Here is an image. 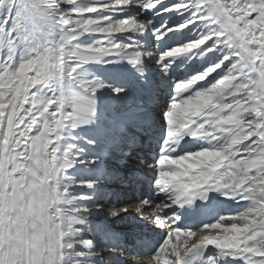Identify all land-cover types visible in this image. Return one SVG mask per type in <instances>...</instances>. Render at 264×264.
<instances>
[{"label":"snow or ice","instance_id":"snow-or-ice-1","mask_svg":"<svg viewBox=\"0 0 264 264\" xmlns=\"http://www.w3.org/2000/svg\"><path fill=\"white\" fill-rule=\"evenodd\" d=\"M138 144L143 179L108 167ZM113 176L151 187L136 264H264V0H0V264H105Z\"/></svg>","mask_w":264,"mask_h":264},{"label":"bare ground","instance_id":"bare-ground-1","mask_svg":"<svg viewBox=\"0 0 264 264\" xmlns=\"http://www.w3.org/2000/svg\"><path fill=\"white\" fill-rule=\"evenodd\" d=\"M85 40L87 41L88 38H85ZM168 45L169 44H167V46ZM198 65H200V63H198L194 68L191 65L190 69H196ZM155 67L156 66L154 64L150 65V68L153 69V70L155 69ZM89 69H90V71H92L94 74H96L98 76H102L103 73H104V69L100 65H90ZM172 75L176 79H178L179 77H183L180 72H178L177 74H174L172 72ZM161 101H162V98H161ZM161 101H160V104L163 105L161 103ZM156 116H158V110L154 113V118ZM136 147H137V150H138L139 158H137V160L134 161V162H137V165L138 164L140 165V163H142L146 159L148 161L151 160V157H149V156L148 157H144V154H151V150L149 148L147 149L149 151H145L144 152L143 149L141 150V146L139 144ZM127 152H130V151H124L122 154L121 153H117V157L115 159H112V160L108 161V167L111 168V169L116 170L118 168L120 162H121V158H122L123 154H125ZM131 159L133 160V158H131ZM129 163H132V162H129ZM123 168H125V171H127V170H135L131 166L123 167ZM148 171H150V169H148ZM111 181H114V176L111 179H109V181L107 183V188H109L108 189L109 191H110V187L109 186H110ZM117 184H120V183L118 182ZM120 186H122V187H120V189H121L120 191L129 192V194L128 195H122L123 197L117 194L118 198L117 197H113L112 199H109L107 201H101V203H103L104 206H105V214L96 215V216L92 217L93 223L95 225H97V226H99V225H107L108 229H110V231L112 233L118 234V236H119L118 243L113 244V241L111 239L106 238L105 234H103L101 232H94L93 234H91V235H89L87 237L89 240L93 241V243L95 245V250H97V251L102 250L105 253V258H106L105 259V264H127V262H129V264H133V262H132V257H134L133 253L137 249L134 247V250H132V249H127L126 250L125 242L127 240L133 238L134 242H135V245H136L137 240L139 238L145 236V235H140L139 231L141 229H144V226L148 223L147 221H144V223H141V221H139L138 224H137L136 220L134 221L133 219L128 218V217L112 218L109 215H107V209L110 206L115 205L116 207H120V206H123L124 204L129 203V202H133L129 206V213H135L136 202H138L140 199L143 198V195H141L139 193L142 192L143 194L146 195V197H148L150 192H151V191L146 189L144 184H143V186H136L135 188H131V187H129L126 184L120 185ZM115 188L116 187H112L111 189H115ZM112 192H114V191H112ZM216 197L217 198L215 199V201H214V203L212 205V208H211L214 212H219L220 214H225V213L232 212V211L235 210L234 206H232L230 203L222 202V198L221 197H219V196H216ZM207 211H208L207 209L203 210V212L205 214H207ZM213 213H212V217L214 219L215 217L213 216ZM133 215L136 216V213L133 214ZM104 217H106V219H104ZM194 217H197V216L196 215L187 216V217H185L182 220V223L186 224V225H188V226H190L192 228H195V227H193L191 225V222H190V220L192 218H194ZM136 218L138 219L139 216H136ZM187 218H191V219L187 221L186 220ZM135 224H137V225L135 226ZM127 226H129L130 228H125ZM125 229L126 230L127 229H131V230L130 231H128V230L124 231ZM155 231L157 233L158 230H155ZM136 233H138V234H136ZM146 236H148L151 239H154V238H152V234L146 235ZM161 238H162V234L158 238H155L154 240L159 242V240ZM109 246H115V247L122 248L123 249V255L120 252L109 253L108 249H107V247H109Z\"/></svg>","mask_w":264,"mask_h":264},{"label":"rangeland","instance_id":"rangeland-1","mask_svg":"<svg viewBox=\"0 0 264 264\" xmlns=\"http://www.w3.org/2000/svg\"><path fill=\"white\" fill-rule=\"evenodd\" d=\"M164 19H168V17H164ZM155 21H156V25L157 26H159V23L161 22V18L160 17H155ZM149 39H151L150 37H149ZM175 41L174 40H172V38H171V35L168 37V38H166L164 41H161L160 42V45H161V47H165L166 48V46H167V44H170V43H174ZM152 43L153 44H155L156 42L155 41H152ZM198 63H200L199 61H188L187 63H184L183 64V66L181 67V68H177L176 67V65H174L173 66V70H172V72L174 73V74H177L178 72H180L181 73V75L183 76V77H179L178 79H183L186 75H191L192 73H194L195 71H197V70H199V69H201V67H202V65H201V63H200V65H198L197 66V68L196 69H190L191 68V65H192V67L194 68ZM176 64L177 65H180L181 64V61L180 60H177V62H176ZM194 64V65H193ZM167 100H168V97L167 96H164V97H162V101H161V103L162 104H165L166 102H167ZM149 147L147 146V144L146 145H144L143 146V151L145 152V151H149V150H147ZM132 152V151H131ZM126 153L125 155L123 154V156H122V164H121V166H119L118 168H121V167H123V166H133V165H130L131 163H129L130 161H133L131 158H133L134 157V152H132V153ZM151 157V154H144V157ZM143 162H145V161H143ZM122 169H124V168H122ZM147 169V168H146ZM148 170V169H147ZM144 173H146V172H142V176H144ZM146 186H147V189L149 190V191H151V187H150V185L146 182ZM109 187H111V186H109ZM109 189V188H108ZM111 191V190H110ZM114 192H116V193H118V195H120V196H122V195H128V192H122V191H117V190H114ZM141 195H143V198L142 199H146L147 197H146V195L145 194H143L142 192L140 193ZM123 197V196H122ZM130 215H131V218L135 221L136 220V222H137V224H138V222L139 221H142L141 219H140V217L137 219L136 218V216L135 215H133V214H135V213H129ZM125 216V215H124ZM124 216H122V217H117V218H124ZM104 219H106V217H104ZM137 224H135V226L137 225ZM149 226H152V225H150L149 224ZM151 229V228H150ZM153 231V230H152ZM137 234V233H136ZM155 235L156 234H152V238H158V237H155ZM134 245H135V242H134V239L133 238H131V239H129V240H127L126 242H125V247H126V250L127 249H132V250H134ZM123 255V254H122ZM137 259H139L138 257H132V262H133V264H136V260ZM135 261V262H134Z\"/></svg>","mask_w":264,"mask_h":264}]
</instances>
